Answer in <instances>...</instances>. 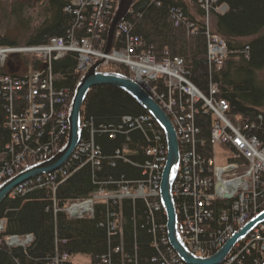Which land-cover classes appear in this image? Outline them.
<instances>
[{"label":"built area","instance_id":"built-area-1","mask_svg":"<svg viewBox=\"0 0 264 264\" xmlns=\"http://www.w3.org/2000/svg\"><path fill=\"white\" fill-rule=\"evenodd\" d=\"M197 2L205 11L206 26L212 11L222 13L225 10L224 6L215 5L217 0ZM114 3L117 0H71L65 7V12L72 14L74 21L65 36L51 37L44 43L35 45L0 44V107L7 114L4 127L10 134L6 151L0 157L8 154L6 152L13 156L11 164L0 172V183L19 172L26 159L31 163L46 160L66 141L72 95L67 87L55 84L52 70L55 61L62 59L67 53H75V73L78 78L100 59L103 61L98 66V71L117 72L123 66L126 70L124 75L137 82L161 106L173 123L179 144V167L172 186L178 230L192 253L208 256L212 251L216 252L233 232L264 209L263 119L261 115L255 121L234 116L229 104L218 98V83L210 82L208 91L203 92L189 80L183 59L178 56L157 59L151 50L144 49L139 37L131 34V23L125 18L117 25L112 40V44L121 42V45L117 48L111 44L110 51L106 54V40H103L102 33L107 29L109 17L116 8ZM128 14H131V10ZM171 14L175 19V26L185 24L188 32L195 33L194 24L187 20L180 8L172 9ZM205 33L208 64L218 69L228 56L227 45L221 37L212 34L208 26ZM208 113L212 119L209 147L205 137L201 136V127L196 123L197 115ZM151 119L149 115L124 116L120 124L109 131L111 139L115 137L114 132L118 135L136 129L143 132L148 145L137 152L144 154L141 158L137 157L134 150L131 158L128 154L126 156L125 152L130 151L127 147L116 149L114 155L109 157L113 159L111 165L123 161L139 170L140 176L132 180L123 176L120 180L110 177L98 179V189L91 197L69 200L63 209L69 218L83 219L93 218L96 206H105L102 219L105 218L104 222L100 221V226L105 227L108 235L115 237L119 243L115 247L108 243V253L99 258L100 264H118L113 261L112 253L122 256L120 264H131L132 261L137 264V244H133L134 257H130L126 253L122 237L126 202H130L132 207L133 225L141 222L143 216L151 224V232L155 243L157 242L152 243L157 255L151 258V262L185 264L169 245L165 225L156 220L162 209L159 183L166 159V147ZM89 124L91 129L88 141L80 138L74 152L61 167L22 182L9 196L13 198L23 195L53 182L54 192L56 186L76 169L86 164L93 167L99 165L98 159L105 157L93 135L107 129L99 126L95 130L92 128L93 122ZM85 126L86 122L81 124L82 129ZM145 129L152 133L153 139ZM217 146L226 148L224 151L228 155L224 163L216 162ZM74 164L77 165L73 172L68 171V167ZM216 211L220 214H216ZM4 226V220H0V233ZM0 244H4L1 237ZM254 248L259 252L255 264H264V223L257 225L238 241L222 264L240 263L242 254ZM71 260L68 253L56 249L49 264H71Z\"/></svg>","mask_w":264,"mask_h":264},{"label":"trees","instance_id":"trees-1","mask_svg":"<svg viewBox=\"0 0 264 264\" xmlns=\"http://www.w3.org/2000/svg\"><path fill=\"white\" fill-rule=\"evenodd\" d=\"M70 1L14 0L10 9L6 8L7 1L0 0V44L35 45L44 43L51 37L65 36L74 21V16L65 12V7ZM36 3H39L35 12L38 18H34L33 12ZM115 5L116 3L114 7ZM215 5H224L226 10L223 13L212 11L209 30L221 37L228 48V56L218 69L208 64L205 11L197 0H136L130 9L131 14H127L125 20L131 23V34L142 40L145 50H151L157 59L164 56L180 57L193 84L207 92L210 82L218 83V98L229 104L234 116L255 121L257 116L261 115L264 126V80L258 75L264 68V0H217ZM176 8H180L187 20L194 24V34L187 31L185 24L180 27L174 25L175 19L171 10ZM6 10L9 11V16ZM12 24L16 27L17 36L11 33L13 29L8 26ZM106 37L107 29L102 33L103 40H106ZM120 45L121 42H117L116 45L113 43L112 47L118 48ZM76 64L77 56L72 52L52 64L55 84L58 87H67L71 95L79 80L75 73ZM117 72L126 74L123 66ZM138 115L149 114L128 93L117 87L102 85L88 91L81 107V124L86 122L81 138L88 141L91 121L95 130H98L99 126H105L107 131L93 135L105 159H98L97 166L86 164L74 172L72 170L78 163L70 165L68 171L73 173L59 183L54 192L53 182L13 198L8 195L0 204V218L5 219V229L0 233V237H22L31 234L33 241L26 247L0 248V264H49L56 249L68 253L71 258L75 255H87L91 258V264H100L99 258L108 253V243L112 247L119 243L115 237L108 235L105 227L100 226L104 222L105 217L102 219V215L105 206H96L94 217L83 219L69 218L63 209L69 200L91 197L98 189V179L110 177L120 180L123 176L132 180L140 176V171L130 164L119 161L111 165L113 159L109 158L114 155L116 149L123 147L130 149L125 152L129 158L133 155L132 150L137 153L146 148L148 144L139 129L123 135L114 132V139L109 136V131L120 124L122 117ZM6 116L5 109L0 107V154L6 151L5 146L10 140L9 131L4 127ZM211 121L209 113L196 116V123L201 127V136L205 137L207 147ZM151 122L153 127L159 130L166 147L162 130L153 119ZM147 130L146 133L153 139L152 133ZM6 153L8 154L0 157V172L11 164V159L13 160V156L9 152ZM141 155L144 154L137 153V157L141 158ZM24 163V167L28 163L32 164L29 159ZM98 167H101L100 170ZM140 206L141 204H138V207L142 208ZM131 208L130 202L124 204L122 237L126 253L134 257L133 244L136 243L137 264H153L151 258L157 255V251L152 246L155 240L151 224L138 212L143 216V220L133 225ZM216 214L220 212L216 211ZM156 220L157 223L165 225L166 218L162 209ZM206 228L210 230L208 226ZM242 257L240 263L233 264H255L259 252L254 248L248 253L244 252ZM112 259L120 264L122 256L112 253Z\"/></svg>","mask_w":264,"mask_h":264},{"label":"water","instance_id":"water-1","mask_svg":"<svg viewBox=\"0 0 264 264\" xmlns=\"http://www.w3.org/2000/svg\"><path fill=\"white\" fill-rule=\"evenodd\" d=\"M135 0H117L116 9L107 28L104 52L110 51L115 29L133 6ZM102 59L96 61L78 80L73 91L68 110V133L64 145L51 157L41 162L30 164L15 175L0 183V204L10 192L22 182L45 173H50L61 167L74 152L81 138V107L88 91L96 86L109 85L128 93L161 128L166 143V159L161 171L159 183V200L166 223L167 240L177 256L185 264H220L233 246L248 235L257 225L264 223V209L251 217L237 231L208 256H198L192 253L183 242L177 224V213L172 195V186L179 167V144L172 121L161 106L135 81L117 72L98 71Z\"/></svg>","mask_w":264,"mask_h":264},{"label":"rangeland","instance_id":"rangeland-1","mask_svg":"<svg viewBox=\"0 0 264 264\" xmlns=\"http://www.w3.org/2000/svg\"><path fill=\"white\" fill-rule=\"evenodd\" d=\"M5 1H7V3H8V5L6 4V3H4V5H7L6 6V8H10L11 9V7H10V5L12 4V2L14 1V0H5ZM136 1V0H135ZM38 7H39V3L37 4L36 3V5H35V10L33 11L34 12V14H35V12L37 11V9H38ZM10 9H9V11H10ZM9 11L8 10H6V13L8 14V16H9ZM38 14V13H37ZM38 18V16L35 14L34 15V18ZM206 22V21H205ZM14 24V23H13ZM8 25V26H10L13 30H12V32L11 33H13V35H15V36H17V31H16V27L14 26V25ZM21 45H23V44H21ZM17 55H19V54H17ZM20 56V55H19ZM12 59L14 58V56H12L11 57ZM260 72V71H259ZM118 73V72H117ZM258 75H259V77H260V79L261 80H264V68L261 70V72L260 73H258ZM264 111V110H263ZM82 128V127H81ZM66 142V141H65ZM64 145V142H63V144H62V146ZM217 150V158H216V162L217 163H224L225 161H226V157H227V155H228V153L226 152V151H224V150H226V148L225 147H223V146H217V148H216ZM72 260L74 261V262H76L77 264H90V262H91V258L89 257V256H87V255H75L73 258H72Z\"/></svg>","mask_w":264,"mask_h":264},{"label":"bare ground","instance_id":"bare-ground-1","mask_svg":"<svg viewBox=\"0 0 264 264\" xmlns=\"http://www.w3.org/2000/svg\"><path fill=\"white\" fill-rule=\"evenodd\" d=\"M0 220H4V222H5L4 218H0ZM4 229H5V226H4ZM6 238H2L4 244H0V248H2L3 246H7L8 248L9 247H16V246L26 247L27 245H30L33 241V236L31 234H27L23 238H20L18 236L13 237V235H8ZM5 239H6V242L4 241ZM70 263L71 264H77L73 260H71ZM90 264H91V262H90Z\"/></svg>","mask_w":264,"mask_h":264}]
</instances>
